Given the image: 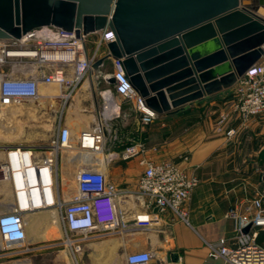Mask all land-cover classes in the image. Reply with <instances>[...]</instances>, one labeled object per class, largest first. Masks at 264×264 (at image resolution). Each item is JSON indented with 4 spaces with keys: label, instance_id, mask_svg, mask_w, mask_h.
<instances>
[{
    "label": "built area",
    "instance_id": "1",
    "mask_svg": "<svg viewBox=\"0 0 264 264\" xmlns=\"http://www.w3.org/2000/svg\"><path fill=\"white\" fill-rule=\"evenodd\" d=\"M114 39V33L107 28L103 30L100 44H107ZM262 49V59L250 67L236 83L232 110L242 127L252 117L264 114V44ZM97 60L95 53L90 55L86 50V36L77 37L75 32L56 26H44L20 38L2 40L0 64L23 66L31 63L41 73L23 77L14 75L13 71L0 72V106L37 99L42 83L74 88L93 70V63ZM116 66L114 73L105 74L101 69L97 73L98 77L110 81L112 86L101 93L105 101V124L84 129L76 137L69 127L59 124L58 133L47 143L4 147L6 159L0 165V171L12 183L14 202L10 211L0 212V255L4 243L13 246L26 239L24 214L28 212L57 208L66 244L77 264L85 244L79 234L87 236L95 229L102 228L104 235H108L121 225V212L116 197L122 191L109 182L102 167L91 166L92 160L88 157L76 175L77 192L69 200L63 198L59 186L61 150L77 147L87 154L100 153L104 151L108 139L119 142L111 124L114 119L122 116V103L117 95L137 98L143 125H150L159 117L133 88L119 62H116ZM44 68L51 70L46 72ZM69 70L71 73H68ZM112 77L114 82H111ZM107 94L110 99L106 97ZM109 103L113 104L110 110ZM231 119L230 112L224 109L216 124V129L229 137H233L239 129L230 125ZM145 149L144 142L133 140L114 154L129 160L142 154ZM182 159L188 161L189 157L183 156ZM140 164L144 171L138 180L137 194L142 197L146 209L151 211L158 207L162 212L172 210L177 217L188 221L186 204L200 183L197 174L177 161L157 162L143 156L140 157ZM256 196L252 201L256 209L254 216L241 214L236 209H230L227 213L236 221L237 243L229 245L225 239L208 243L210 257L223 259L230 264H264V241L259 240L260 230L264 228V208L262 196ZM152 220L151 212L136 217L140 225H150ZM248 225L249 231L244 232ZM152 258L153 254L149 250L133 251L126 255V264H151Z\"/></svg>",
    "mask_w": 264,
    "mask_h": 264
},
{
    "label": "crops",
    "instance_id": "2",
    "mask_svg": "<svg viewBox=\"0 0 264 264\" xmlns=\"http://www.w3.org/2000/svg\"><path fill=\"white\" fill-rule=\"evenodd\" d=\"M102 34L103 31H100L86 36L88 54L95 53L98 59L108 53L106 43L100 44ZM89 45L93 46V50L89 48ZM100 69L105 74L114 73L117 70L116 61L109 58ZM50 70V68L43 69L46 72H50ZM6 71H13L14 75L23 77L41 73V70L31 63L23 66L12 65V68ZM92 71L96 75V79H91V84L95 89V85L99 87L102 80L97 76L98 71L94 69ZM68 73H71L70 70ZM83 83L89 84L90 81ZM52 85L42 83L37 99L13 103L16 108L13 110H19L16 118L12 119V111H9L8 117L0 121L8 127H5V133L12 130L18 132V127H21L18 138L13 140L25 138L26 122L20 117L35 114L34 111L31 113L24 108L18 109L17 105L24 101L36 102L39 106L38 115L41 118L49 113L52 115L51 112L55 110L54 108L45 109L43 107L45 104L54 106V102L69 97L70 94L67 96L64 92L55 94L49 91V89H53ZM61 87L64 91L65 87ZM235 90L236 84L195 101L182 112L159 115L158 119L150 125L141 123L142 113L138 110L136 97L125 98L117 95L122 103V116L114 119L111 123L113 127H116H114L115 134L120 137L123 147L133 140H140L146 146L142 154L129 160H124L114 154L118 150L112 146L107 148L106 144L104 149L107 160H104L102 170L106 173L109 182L122 191V194L116 197L121 212V225L115 229V232L108 233L107 236L116 235L118 237L124 261L130 252L149 250L153 254L151 264H230L223 259L210 257L208 243H215L220 239H225L229 245L237 243L236 221L227 216V213L230 209H236L241 214L254 216L256 209L252 205V189L247 187L248 180L252 176L247 175L244 165L246 162L248 165L264 162V137L262 140L260 139V133L264 132V114L253 117L241 129L240 120L234 116L232 110ZM85 99L80 97L82 101ZM126 103L129 106L125 107ZM76 108L82 112L89 107L83 105V102L80 104L77 102ZM224 109L231 114L230 125L239 128L233 137L216 129L219 114ZM50 110L52 111L50 112ZM78 114L85 115L79 112ZM129 116H131L130 122H127ZM120 120L122 123L126 122L121 128L117 126ZM71 122L73 120L66 117L57 120L56 115L52 116L50 126L54 128V134L51 139L58 133L59 124L69 127L74 137L84 130H77L71 125ZM13 124L16 127H12ZM44 126L46 124H38L40 129L42 127L46 129ZM179 130H182L180 134ZM175 132L177 133L175 134ZM13 140L3 139L0 141L11 142ZM6 145L12 144L0 145V165L6 159L4 148ZM115 145V148L119 147V145ZM87 155L89 154L84 155L81 160L72 155L59 157V186L65 200H69L77 192L76 175ZM143 156L157 162L177 161L188 166L191 171L197 174L200 183L186 204L188 221L177 217L172 210L162 212L158 209L155 212L156 207L151 211L146 209L142 197L137 194L138 180L144 171V167L140 164V157ZM183 156H188L189 160L183 161ZM64 164H79V169L75 168L74 170L75 184L73 189L68 192H65L64 189L66 172ZM13 202L12 183L3 177L0 171V211H10ZM145 212H151L153 215L150 225H140L136 221V217ZM58 217L59 212L54 207L34 213H25L27 237L23 242L13 246L4 243L0 264H73L74 260L70 248L66 244ZM263 230L264 228L260 230V241H264ZM84 243V248L87 249L90 243ZM90 254L95 261L98 259L95 253ZM102 255L113 260L115 250L113 248L104 250ZM113 263L110 261L108 264Z\"/></svg>",
    "mask_w": 264,
    "mask_h": 264
},
{
    "label": "water",
    "instance_id": "3",
    "mask_svg": "<svg viewBox=\"0 0 264 264\" xmlns=\"http://www.w3.org/2000/svg\"><path fill=\"white\" fill-rule=\"evenodd\" d=\"M44 26L77 37L109 28L115 39L93 69L113 58L164 115L232 87L262 59L264 0H0V40Z\"/></svg>",
    "mask_w": 264,
    "mask_h": 264
},
{
    "label": "rangeland",
    "instance_id": "4",
    "mask_svg": "<svg viewBox=\"0 0 264 264\" xmlns=\"http://www.w3.org/2000/svg\"><path fill=\"white\" fill-rule=\"evenodd\" d=\"M2 40H0V43ZM89 45V48L93 50V46ZM12 68V65L10 64H0V71L2 70H9ZM71 78H73L72 75H69ZM95 73L93 71L88 73L79 83L76 84V86L71 88H65L64 92L65 94H69L68 98H63L61 101L54 102V106L50 104H45L43 107L45 109L54 108L55 110H50L51 114L49 115H43L41 118L38 115L39 106L34 101H24V103L27 105V108L29 111H35V114H30V116H21L20 119H23L26 122V130L24 133L25 138L23 140H13L11 142H4L0 141L1 144H24V145H32V144H40V143H47L51 139L52 135L54 134V128L50 126L52 116L56 115V119L58 120L61 117H66L70 120H73L71 122V125L76 127L77 130L82 129H90L95 127L97 124H105V117L103 116L104 112V105L105 101L102 97V91L106 90L109 87H112L110 84V81L105 80L101 77L102 83L99 84L100 86L97 87L95 85L91 84V79L95 78ZM90 81L89 84H84L85 81ZM61 86V85H60ZM63 90V89H62ZM80 97L86 98L84 101L80 100ZM82 103L85 106H88L89 108L86 111H80L76 108V103ZM128 105V103L125 104V107ZM129 106V105H128ZM92 107V108H91ZM27 109V110H28ZM79 113H84L85 115H80ZM262 115V114H261ZM255 117V116H254ZM133 118V117H132ZM253 118V117H252ZM251 118V119H252ZM131 116L128 117L127 122H130ZM250 119V120H251ZM94 120V121H93ZM249 120V121H250ZM248 121V122H249ZM16 122V121H15ZM246 122V123H248ZM46 124V129L43 127L40 129L38 128V124ZM245 123V124H246ZM123 124V125H122ZM126 124V122L120 120V122L117 123L118 127H122ZM0 129L4 131L6 130V127L3 123H0ZM241 126V125H240ZM6 127V128H5ZM12 127H16L14 124ZM115 127V126H114ZM245 125L241 129H243ZM116 128V127H115ZM119 128V129H120ZM123 129V128H122ZM240 129V131H241ZM12 133V131H10ZM182 130H179L178 133L180 134ZM17 131L15 130V134ZM177 132H175L176 134ZM119 137V136H118ZM264 137V132L260 133V139L262 140ZM120 138V137H119ZM48 140V141H47ZM122 141L119 140L117 142L116 140H107V148L108 146H112L115 150H120L123 147V144H121ZM115 144L119 145V147L115 148ZM121 144V145H120ZM106 146V145H105ZM108 150V149H106ZM88 152L85 150H82L80 148H75L72 150H61L59 152L60 156H66V155H72L75 156L78 159H83V156L86 155ZM105 151L100 153H92L90 155V160H92V163L90 164L93 167H102L105 160ZM264 156V153H263ZM64 167L66 169L65 176H64V189L65 192L71 191L73 189V185L75 184L74 180V170L79 167V164H64ZM72 169V170H71ZM79 169V168H78ZM77 169V170H78ZM244 169L247 172V175L252 176L248 180L247 187L251 188L252 198L256 199L257 194H260L262 196V206L264 208V162L263 163H251L248 165H244ZM251 198V197H250ZM1 212V211H0ZM264 222V221H263ZM79 237L84 238V242L90 243L87 249L84 248L83 252L79 255L78 264H108L110 261L114 262L113 264H126V260L124 261V255L121 250V242L118 237L115 236H107L104 235V230L102 228H97L91 233H88L87 236L84 234H79ZM264 238V235H263ZM92 243V245H91ZM85 246V245H84ZM113 248L115 250V258L112 260H109V257L105 255H102V252L104 250H110ZM90 253H95L98 257V259L95 262V259L91 258ZM104 257V258H103ZM73 264H77L72 261Z\"/></svg>",
    "mask_w": 264,
    "mask_h": 264
},
{
    "label": "bare ground",
    "instance_id": "5",
    "mask_svg": "<svg viewBox=\"0 0 264 264\" xmlns=\"http://www.w3.org/2000/svg\"><path fill=\"white\" fill-rule=\"evenodd\" d=\"M52 85V84H51ZM53 87V89H49V91H51V92H54L55 94H60L61 92H62V87L60 88V85H52ZM40 87H41V85H40ZM109 96V97H108ZM106 97L107 98H109L110 99V95L109 94H107L106 95ZM13 105V106H12ZM15 104H8V105H1L0 107V121H2V119H4L5 117H8V112L9 111H12V119H15L16 118V115H17V113L19 112V110H13V109H16V108H14L15 106H14ZM18 106V109H22V108H24V109H28L27 108V105L24 103V102H22V103H20L19 105H17ZM112 106H113V104L112 103H109V105H108V108H109V110H110V108L112 109ZM28 111H29V109H28ZM30 112L31 113H33V111H31L30 110ZM35 112V111H34ZM106 114V113H105ZM105 114H103V116L105 117ZM10 117V116H9ZM1 127V126H0ZM2 128V127H1ZM18 132L15 134V132H14V130H12V133L11 132H9V133H5L6 131H3V129L1 130L0 129V140H13V139H15V138H18V135L20 134V132H21V127L19 126L18 127ZM90 155L91 154H89V155H87V157L88 158H91L90 157ZM47 216H48V214H46ZM44 216V215H43ZM41 217V216H40ZM43 218V217H42ZM41 218V219H42ZM44 218H45V216H44ZM48 218V217H47ZM33 219V218H32ZM49 219V218H48ZM47 220V219H46ZM32 221V220H31ZM32 223V222H31ZM37 223H38V221H37ZM96 262V261H95Z\"/></svg>",
    "mask_w": 264,
    "mask_h": 264
},
{
    "label": "trees",
    "instance_id": "6",
    "mask_svg": "<svg viewBox=\"0 0 264 264\" xmlns=\"http://www.w3.org/2000/svg\"><path fill=\"white\" fill-rule=\"evenodd\" d=\"M262 234L264 235V230H263Z\"/></svg>",
    "mask_w": 264,
    "mask_h": 264
}]
</instances>
